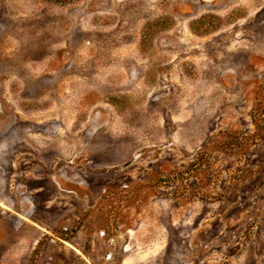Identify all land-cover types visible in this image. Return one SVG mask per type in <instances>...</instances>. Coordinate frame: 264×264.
<instances>
[{"label": "rangeland", "instance_id": "obj_1", "mask_svg": "<svg viewBox=\"0 0 264 264\" xmlns=\"http://www.w3.org/2000/svg\"><path fill=\"white\" fill-rule=\"evenodd\" d=\"M0 264H264V0H0Z\"/></svg>", "mask_w": 264, "mask_h": 264}]
</instances>
